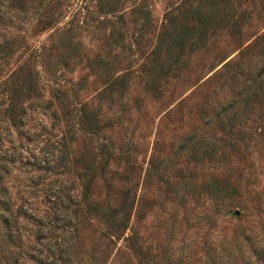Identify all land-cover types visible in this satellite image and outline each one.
Listing matches in <instances>:
<instances>
[{
    "label": "rangeland",
    "instance_id": "374dc122",
    "mask_svg": "<svg viewBox=\"0 0 264 264\" xmlns=\"http://www.w3.org/2000/svg\"><path fill=\"white\" fill-rule=\"evenodd\" d=\"M0 264H264V0H0Z\"/></svg>",
    "mask_w": 264,
    "mask_h": 264
},
{
    "label": "trees",
    "instance_id": "16d2710c",
    "mask_svg": "<svg viewBox=\"0 0 264 264\" xmlns=\"http://www.w3.org/2000/svg\"><path fill=\"white\" fill-rule=\"evenodd\" d=\"M146 12L143 13L144 17H146ZM213 16V12H203L202 9L200 8H192L189 7V9H187V11L185 12V14H183L184 19H189L192 26L188 25L187 23H185L184 25V29H180V35L177 34V36H175L174 38H169L168 40H162V36L159 35V41L162 44H156V46L153 48V50L151 51L150 54V59L151 61V68H150V74L147 77L146 82L148 81L151 82V86H152V90L157 92L159 89L158 86V82H161L162 85H166L169 82V78L171 77V75L174 76V74H169V72L173 69V65L176 64V62L178 60H180L181 58V51L183 50V48H185L188 44V49L189 50H194L197 46V42H200V38L203 36V31L200 30V32L196 33L194 30L197 29L199 26L204 28L207 25V21L209 20V18L211 19ZM146 22V19H145ZM196 33V34H194ZM190 36L189 35H192ZM177 48L178 52H174V49ZM163 60V61H160ZM154 62V63H152ZM170 76V77H169ZM33 81L29 80L27 82V84L29 85L30 88L33 87ZM128 85V77L122 76V75H108V89H109V94H110V99L112 100V98L114 97L113 94L116 93V96L118 98H120V96H122V94L125 91V89L127 88ZM158 86V88H157ZM18 89H22L20 86L18 87ZM17 91V90H16ZM19 94V93H18ZM18 97L14 96V100L11 99L10 100V104L9 107L7 108V110L9 111V116L10 119L12 120L11 122H16L19 121V112L22 110L21 107L19 105V101ZM84 105L82 104L80 106V111L82 112L81 116L79 117L80 120V124L84 125L86 120L84 119V115L85 117L89 116L91 118V121L93 120V123H95V127L94 128V132L96 133L98 130V127L96 125V114L93 113V115H88L87 113H84ZM88 121V120H87ZM115 124V123H114ZM92 125V124H91ZM207 145V143L205 144ZM194 148H193V160H195L198 157V152L200 151L201 153H206L208 155V153L206 152L207 149L203 150L204 145L202 144V142L200 143H194ZM112 147V145H111ZM206 148V147H205ZM110 150V149H109ZM213 150V145L210 149V151ZM112 150H110L111 152ZM110 152H108V154H110ZM199 159H197L196 161H198ZM110 208V207H108ZM122 211V208H120ZM110 212H119L118 208H110L109 210ZM125 216H126V212H125Z\"/></svg>",
    "mask_w": 264,
    "mask_h": 264
},
{
    "label": "water",
    "instance_id": "95a60500",
    "mask_svg": "<svg viewBox=\"0 0 264 264\" xmlns=\"http://www.w3.org/2000/svg\"><path fill=\"white\" fill-rule=\"evenodd\" d=\"M236 213L238 214V211H236Z\"/></svg>",
    "mask_w": 264,
    "mask_h": 264
}]
</instances>
